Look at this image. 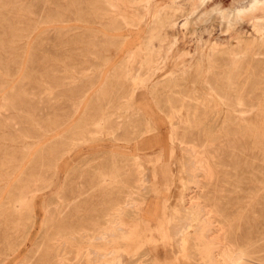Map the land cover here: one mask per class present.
<instances>
[{
	"label": "rangeland",
	"instance_id": "obj_1",
	"mask_svg": "<svg viewBox=\"0 0 264 264\" xmlns=\"http://www.w3.org/2000/svg\"><path fill=\"white\" fill-rule=\"evenodd\" d=\"M106 4L0 0V264H264V0Z\"/></svg>",
	"mask_w": 264,
	"mask_h": 264
},
{
	"label": "bare ground",
	"instance_id": "obj_2",
	"mask_svg": "<svg viewBox=\"0 0 264 264\" xmlns=\"http://www.w3.org/2000/svg\"><path fill=\"white\" fill-rule=\"evenodd\" d=\"M104 1V0H103ZM150 0H110V1H107L106 0V3L108 4V6L110 7V8H112L114 11H115V13H116V11L117 10H121L122 9V7L124 8V9H127V8H131V9H133V11H122L121 13H120V15L122 16V20L125 22V24L126 25H135V23L136 22H138V23H143V26H146L147 25V27L149 26L148 24H155V26H154V29L155 30H157V31H159L160 29H162V28H169L170 26H171V24L175 21L174 20V12H164V11H162V12H160V13H158V12H156V13H154V16L151 18V19H148L149 17L147 16V13L146 12H144V5L147 3V2H149ZM119 2V3H118ZM106 4V5H107ZM194 8V6H192V9ZM95 9V8H94ZM93 9V10H94ZM147 9V8H146ZM95 13H96V11H94ZM118 17V16H117ZM114 19V18H113ZM253 19H256V17H254ZM149 20V21H148ZM260 22H261V19H259L257 22L256 21H254V23L253 24H257L256 26H258L259 24H260ZM142 26V27H143ZM260 26V25H259ZM256 27L255 29H260V27H261V29L259 30V31H257L258 32V36H256V38L254 39V42L252 41V43L251 44H249V46L250 45H255V43H262L263 41H264V24H262L260 27ZM146 27V28H147ZM255 27V26H254ZM105 28V27H104ZM126 28V27H125ZM141 28V27H140ZM107 29V28H106ZM142 29V28H141ZM255 31V30H254ZM111 33H112V31H111ZM137 33V32H136ZM255 34H256V32H255ZM111 35H113V34H111ZM111 35H110V37H111ZM154 36V35H153ZM143 37V36H142ZM145 40V39H144ZM141 42V41H140ZM244 43H246V42H244ZM145 44V43H144ZM177 44V40L176 39H172V43H171V47H170V49L172 48V46H174V45H176ZM138 45V44H137ZM136 45V46H137ZM244 45V44H243ZM140 46V45H139ZM238 46V45H237ZM144 47V46H143ZM164 47V46H163ZM232 47V46H231ZM242 47H244V46H242ZM213 48H215V47H211L210 49L211 50H213ZM224 48V47H223ZM202 49V48H201ZM200 49V50H201ZM136 50V49H135ZM199 50V49H198ZM248 50H249V48H248ZM233 51V50H232ZM241 51H242V48H241ZM134 52V51H133ZM240 52V51H239ZM136 53V52H135ZM136 55V54H135ZM238 55V53H232L231 52V55L230 56H237ZM241 55H242V53H241ZM241 55H240V57H241ZM142 56H143V54H142ZM127 58V57H126ZM142 58V57H141ZM143 59V58H142ZM141 59V60H142ZM124 60H126V59H124ZM123 60V61H124ZM136 60H137V58H136ZM122 62V61H121ZM131 62V61H130ZM109 63V62H108ZM139 63V62H138ZM137 63V64H138ZM159 64V63H158ZM116 66V65H115ZM111 67V66H110ZM114 67V66H113ZM129 67V66H128ZM144 67V66H143ZM157 67V66H156ZM133 68H135V67H133ZM138 68V67H137ZM237 68V67H236ZM154 70V69H153ZM127 71H128V68H127ZM134 71V70H133ZM136 71V70H135ZM109 72H110V70H109ZM153 72V71H152ZM151 72V73H152ZM248 72V71H247ZM245 73V72H244ZM110 75V74H109ZM129 76V75H128ZM148 77V76H147ZM146 77V78H147ZM231 77V76H230ZM145 78V79H146ZM132 79H133V81H138V82H140V80H141V78L138 76V75H136L135 73H134V76L132 75ZM230 79V78H229ZM130 80V79H129ZM147 80V79H146ZM131 81V80H130ZM148 81H149V79H148ZM133 84V83H132ZM135 85H136V82H135ZM223 85V84H222ZM142 86V85H141ZM137 87V86H136ZM144 87V86H143ZM142 87V88H143ZM146 87V86H145ZM230 87V86H229ZM140 89V88H139ZM145 89V88H144ZM224 89H225V87H224ZM156 91V90H155ZM224 91V90H223ZM1 93V92H0ZM147 92H145V94H146ZM156 93H157V91H156ZM149 94V93H148ZM211 94V93H210ZM217 94V93H216ZM133 95V94H132ZM142 95H144V94H142ZM147 95V94H146ZM159 95V94H158ZM157 96V95H156ZM143 97H145V96H143ZM159 97V96H158ZM225 97H227V96H225ZM129 98V97H128ZM214 100V99H213ZM134 101V100H133ZM168 101V100H167ZM127 102H129V101H127ZM207 102V101H206ZM224 103H225V101H224ZM223 103V104H224ZM127 104V103H126ZM170 104V103H169ZM168 104V105H169ZM207 104V103H206ZM193 105H194V103H193ZM192 105V106H193ZM166 106V105H165ZM163 107V106H162ZM221 107V106H220ZM193 108H194V106H193ZM201 108V107H200ZM224 108V107H223ZM124 109V108H123ZM225 109V108H224ZM158 110H160V109H158ZM169 110V109H168ZM171 110V109H170ZM173 111V110H172ZM163 112V111H162ZM171 112V111H170ZM196 112V111H195ZM227 112H229V111H227ZM160 113V112H159ZM183 113V112H182ZM181 113V114H182ZM231 113V112H230ZM232 114V113H231ZM183 115V114H182ZM179 117V116H178ZM249 118V117H248ZM255 118V117H254ZM248 120V119H247ZM177 121V120H176ZM185 121H186V119H185ZM178 122V121H177ZM248 122V121H247ZM175 123V122H174ZM185 123V122H184ZM249 123V122H248ZM255 123V122H254ZM158 124V123H157ZM172 124V123H171ZM179 124V123H178ZM259 124V123H258ZM176 126L177 124L175 123V124H173V126ZM186 125V124H185ZM173 126H172V128H173ZM252 128V127H251ZM174 129V128H173ZM263 135V134H262ZM169 140L171 141V142H174L175 141V138H174V133H173V130H171V132H170V135H169ZM205 144V143H204ZM204 146V145H203ZM202 146V147H203ZM208 148V147H207ZM184 149V148H183ZM186 150V149H185ZM198 157V156H197ZM136 158V157H135ZM189 158V157H188ZM183 159H184V156H183ZM187 161V160H186ZM205 162V161H204ZM211 162V161H210ZM189 167V166H188ZM187 169V168H186ZM193 169V168H192ZM189 172V171H188ZM204 172V171H203ZM188 174V173H187ZM206 174V173H205ZM203 176V175H202ZM207 176V175H206ZM204 177V176H203ZM33 187V186H32ZM32 189V188H31ZM36 197V196H35ZM13 199V198H12ZM28 199V198H27ZM13 203V202H12ZM33 204V203H32ZM10 205H11V203H10ZM11 207V206H10ZM195 207V206H194ZM13 211V210H12ZM201 212H202V209H201ZM30 213V212H29ZM187 213V212H186ZM195 216V215H194ZM168 218V217H167ZM162 220H164L163 218H161ZM160 219V220H161ZM161 223H163V222H161ZM160 227H161V225H160ZM174 227V226H173ZM145 228V227H144ZM146 229V228H145ZM178 229V228H177ZM185 229V228H184ZM132 230V229H131ZM135 230H137L136 228H135ZM141 230V229H140ZM158 230V229H157ZM163 230V229H162ZM139 231V230H138ZM150 231V230H149ZM161 231V230H160ZM163 231H165V230H163ZM162 231V232H163ZM172 231V230H171ZM178 231V230H177ZM142 232V231H141ZM147 232H148V230H147ZM176 232V231H175ZM134 233H137V232H135L134 231ZM146 233V232H145ZM165 234H166V232H164ZM170 233V232H169ZM177 233V232H176ZM199 233V232H198ZM178 234H179V232H178ZM131 235V234H130ZM138 235V234H137ZM140 235H143V233L142 234H140ZM176 235V234H175ZM197 235V234H196ZM166 236V235H165ZM179 236V235H178ZM163 237H164V235H163ZM169 237V236H168ZM174 237V236H173ZM183 237V236H182ZM181 237V238H182ZM187 237V236H186ZM142 238V237H141ZM147 238V237H146ZM167 238V237H166ZM171 238V237H170ZM177 238V237H176ZM192 238V237H191ZM199 238H200V247H199V249L201 250H203V249H205V240L207 239V237H205V236H202V234H200V236H199ZM140 239V238H139ZM172 239V238H171ZM179 239V238H178ZM173 240V239H172ZM177 240V239H176ZM176 240H174V241H176ZM136 241V240H135ZM141 240H139V242H140ZM207 241V240H206ZM138 242V243H139ZM178 242V241H177ZM176 242V243H177ZM131 243H132V241H131ZM137 245V244H136ZM178 245V244H177ZM174 255V254H173ZM74 257V256H73ZM234 258V257H233ZM157 259V258H156ZM113 261V260H112ZM216 261V260H215ZM230 261H232L233 263H236L235 262V259H232V258H230ZM217 262H218V264H225L224 263V261L222 260V259H220L219 261L217 260Z\"/></svg>",
	"mask_w": 264,
	"mask_h": 264
}]
</instances>
